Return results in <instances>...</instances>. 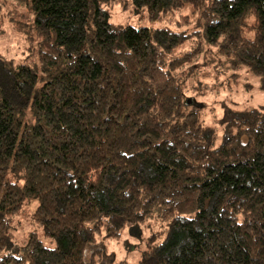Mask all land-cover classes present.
<instances>
[{
    "label": "trees",
    "instance_id": "16d2710c",
    "mask_svg": "<svg viewBox=\"0 0 264 264\" xmlns=\"http://www.w3.org/2000/svg\"><path fill=\"white\" fill-rule=\"evenodd\" d=\"M12 1L13 29L37 47L33 66L0 54V264H95L102 243L149 218L162 229L140 264H264V105L218 136L186 95L205 44L264 90V0ZM105 3L150 21L188 3L201 39L115 25ZM33 199L32 223L54 246L12 232Z\"/></svg>",
    "mask_w": 264,
    "mask_h": 264
},
{
    "label": "rangeland",
    "instance_id": "374dc122",
    "mask_svg": "<svg viewBox=\"0 0 264 264\" xmlns=\"http://www.w3.org/2000/svg\"><path fill=\"white\" fill-rule=\"evenodd\" d=\"M0 17L3 25L0 29V54L13 60L17 64L33 66L36 63V41L30 39V34L18 32L13 29L9 16L14 11L20 12L12 0H0ZM102 8L109 13V20L115 25H131L135 27H169L175 31H198L199 37L202 26L197 13L190 4L185 6L174 15L167 16L160 21H150L146 13L135 15L130 8L122 9L119 3H105ZM187 15L191 18V25L178 24L179 15ZM197 43V35L186 40L184 44L175 50L181 55L192 49ZM206 51L200 60L201 69H192L187 76L188 102L199 105V113L203 123L214 128L218 136H222L224 125L232 118L240 116L246 110L258 108L264 105V90L259 86V77L246 67L239 70H231L219 64L220 57L214 48L205 44ZM213 56V58H211ZM195 89H191V87ZM190 87V88H189ZM32 115L28 112L26 123L31 125ZM219 141V137L216 144ZM37 205L36 200H29L24 206L23 213L16 217L12 223V232L17 243L23 245L29 234L34 232L46 246H54L41 230L32 223L31 213ZM132 229V230H131ZM161 226L154 218L147 219L140 226L127 228L118 241L102 243L103 255L95 264H140V255L145 248L146 240L151 234L161 230Z\"/></svg>",
    "mask_w": 264,
    "mask_h": 264
}]
</instances>
